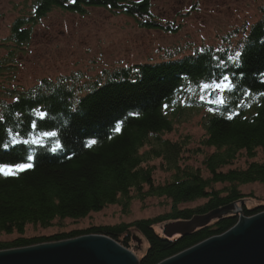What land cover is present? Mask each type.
Masks as SVG:
<instances>
[{
	"label": "trees",
	"instance_id": "1",
	"mask_svg": "<svg viewBox=\"0 0 264 264\" xmlns=\"http://www.w3.org/2000/svg\"><path fill=\"white\" fill-rule=\"evenodd\" d=\"M11 6L17 14L0 39V164L32 168L0 174V250L95 234L136 253L133 239L143 238L148 247L140 264H159L227 232L240 215L172 238L159 231L163 223L232 204H240L244 216L264 212V197L243 190L264 185V2L235 48L169 52V59L103 70L96 78L75 72L29 88L12 85L18 78L13 71L35 27L55 10L83 15L105 8L146 29L182 25L159 20L152 0H13ZM222 74L235 87L209 102L200 86ZM194 119L203 130L197 141L176 133ZM158 168L167 176L159 177ZM135 199L156 202L163 211L132 222L90 219L111 206L125 211ZM253 199L257 203L248 205Z\"/></svg>",
	"mask_w": 264,
	"mask_h": 264
},
{
	"label": "rangeland",
	"instance_id": "2",
	"mask_svg": "<svg viewBox=\"0 0 264 264\" xmlns=\"http://www.w3.org/2000/svg\"><path fill=\"white\" fill-rule=\"evenodd\" d=\"M11 1L13 0H0V39L7 35L9 26L16 16L10 12ZM152 2L153 12L159 20L179 23L182 25L181 28L176 32L159 28L146 29L139 26L132 17L105 8H89L83 15L61 10L51 12L35 27L29 50L20 55V66L13 71V75L18 77L17 83L12 85H17L15 86L17 88H29L38 84L42 78L55 79L75 72L76 75L82 74L87 80L102 75L103 70L110 71L117 67L161 61L163 58H168L169 52H174L173 56L178 53L183 56L208 46L219 47L226 44L230 45L231 49L235 48L247 35L245 31L260 17V6L264 0H152ZM3 54L4 49L0 48V55ZM215 92L217 91H211V94ZM211 94L208 92L207 96L210 97ZM202 132L198 119H194L182 124L176 133L189 135L192 141H197ZM262 157L263 155H260V158ZM157 171L159 177L167 176L165 172L160 171V168ZM243 190L264 197L263 184H248ZM247 203L254 205L257 201L253 199ZM162 211L163 209L156 202L148 200L144 203L135 199L125 211L119 206H111L93 214L90 219L98 223L132 222L155 216ZM229 213L234 212L229 211ZM234 214L240 215V221L241 212L237 211ZM254 216L256 215L244 217ZM169 223L159 225V231L164 234V225ZM86 225L88 226V222L84 224ZM58 242L0 250V252ZM132 244L135 245L137 252L128 250L140 263V256L147 250V243L143 238H135Z\"/></svg>",
	"mask_w": 264,
	"mask_h": 264
},
{
	"label": "water",
	"instance_id": "3",
	"mask_svg": "<svg viewBox=\"0 0 264 264\" xmlns=\"http://www.w3.org/2000/svg\"><path fill=\"white\" fill-rule=\"evenodd\" d=\"M240 204L217 209L189 221L165 224L164 235L185 236L213 219L241 212ZM0 264H139L138 258L107 236L77 239L0 252ZM159 264H264V212L242 216L227 233L210 238Z\"/></svg>",
	"mask_w": 264,
	"mask_h": 264
},
{
	"label": "snow or ice",
	"instance_id": "4",
	"mask_svg": "<svg viewBox=\"0 0 264 264\" xmlns=\"http://www.w3.org/2000/svg\"><path fill=\"white\" fill-rule=\"evenodd\" d=\"M239 55V53H237V56ZM235 62V61H234ZM205 92H209V94H211V91H217V92H231L233 90V88L235 87V85L233 84L232 79L228 76V75H223L221 76V78L219 80H217L215 83H204L200 86ZM211 90V91H210ZM262 96H264V93L261 94ZM201 99H203V96H201ZM209 102H213V101H209ZM217 103L223 104L224 100L220 99L218 101H216ZM46 113L45 112H39L38 116L41 119H44L46 117ZM33 128H36L37 125L36 123L32 124ZM117 131H119L120 129L117 128ZM45 136H54L55 133L53 132H47L44 133ZM32 143H38V141H31ZM24 143H29V141H24ZM92 144H95L96 141L93 140L91 141ZM28 159H32L31 157H28ZM32 168V164L30 163H20V164H16L14 166H9L6 164H0V174H3L4 176H11V175H15L19 172H23L27 169Z\"/></svg>",
	"mask_w": 264,
	"mask_h": 264
},
{
	"label": "bare ground",
	"instance_id": "5",
	"mask_svg": "<svg viewBox=\"0 0 264 264\" xmlns=\"http://www.w3.org/2000/svg\"><path fill=\"white\" fill-rule=\"evenodd\" d=\"M10 11L12 12V13H14V14H17L16 12H14L13 10H12V7H11V9H10ZM174 32H176V30L174 29ZM167 59H169V58H167ZM218 99V96H215V95H213V94H211V96L209 97V100H212V101H214V100H217ZM25 141H27V140H25ZM29 141V140H28ZM228 214H230L229 212L228 213H226V214H224L223 216H225V215H228ZM222 216V217H223ZM244 217V216H243ZM238 224V223H237ZM237 224H236V226H237ZM194 232V231H193ZM192 233V232H191ZM226 233V232H225ZM165 236V235H164ZM179 236H181V235H179ZM217 236H220V235H216V236H214V237H217ZM211 238H213V237H211ZM205 241V240H204ZM204 241H202V242H204ZM201 242V243H202ZM127 249V248H126ZM128 250V249H127ZM140 264V263H139Z\"/></svg>",
	"mask_w": 264,
	"mask_h": 264
}]
</instances>
